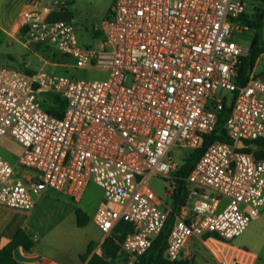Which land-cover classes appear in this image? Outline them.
Masks as SVG:
<instances>
[{"label":"built area","instance_id":"2783aa9c","mask_svg":"<svg viewBox=\"0 0 264 264\" xmlns=\"http://www.w3.org/2000/svg\"><path fill=\"white\" fill-rule=\"evenodd\" d=\"M62 5L26 1L16 19L25 47L45 43L74 68L107 77L84 81L0 67V147L6 150L3 137L20 147L14 165L0 155V207L30 212L47 189L79 203L92 183L103 195L94 223L105 237L126 223L123 264H138L171 212L149 180L175 177L181 163L171 150L198 149L218 127L225 102L221 129L229 143H210L185 178L186 199L164 258L177 261L192 237L208 247L241 236L264 209V159L240 151L264 140V74L242 77L249 48L233 41L246 29L245 2L113 0L103 37L89 46L61 19ZM42 93L62 105L59 115L44 108ZM16 166L33 173L18 175Z\"/></svg>","mask_w":264,"mask_h":264},{"label":"crops","instance_id":"0c3cea01","mask_svg":"<svg viewBox=\"0 0 264 264\" xmlns=\"http://www.w3.org/2000/svg\"><path fill=\"white\" fill-rule=\"evenodd\" d=\"M26 1L0 0V12L3 14L8 10L7 6L13 5L18 9V16ZM111 4L108 6V11ZM17 16L10 26L1 27V30L11 38L18 39L19 36L22 43V33L16 24ZM22 45L25 46L24 41ZM262 56L264 50L250 72L256 76L264 74V71L259 74L256 71L257 63ZM29 174L32 173H25L26 176ZM90 186H95L100 192V197L95 202H90L86 198ZM102 202L101 189L90 183L79 203H74L64 193L47 189L36 197L34 208L30 212L0 207V253L16 240L18 234H21V237H17L19 243L10 251V259L16 264H109L112 262L123 264L126 255L121 252L120 242L112 237L119 224L105 237L94 223V214ZM87 216H90V224L94 223L98 233L89 232ZM250 226L254 231V238L250 241L240 240L237 243L239 245L235 244L234 241L241 239ZM246 231L226 244L216 242V246L224 250L228 260L234 258L230 264H248L250 260L251 264L264 262V209L260 211L258 217L251 220ZM108 240L118 247L115 256H111L105 248ZM24 245L29 248H24ZM206 249L201 240L192 237L175 262L191 263L194 257V264H217V260L214 261L209 257ZM242 249L248 253L241 254ZM5 259L0 254V264H5Z\"/></svg>","mask_w":264,"mask_h":264},{"label":"rangeland","instance_id":"374dc122","mask_svg":"<svg viewBox=\"0 0 264 264\" xmlns=\"http://www.w3.org/2000/svg\"><path fill=\"white\" fill-rule=\"evenodd\" d=\"M112 1L113 0H59V2L63 4L61 19L70 22L75 27V34L80 45L89 46L94 42L95 38L103 37L101 24L104 18L109 17L108 6ZM243 1L246 4L245 16L248 24L245 23L246 29L244 31L235 32L233 34V41L241 46L249 48L256 36L257 47L264 50V0ZM7 9L8 10L4 11L3 14L0 12V67L27 73L44 72L49 75H63L71 79L73 78L84 81L103 80L107 77L105 72L95 68L85 70L74 68L68 58L45 43H34L30 47H25L22 45L23 41L21 43L19 36L18 39L7 36L2 32L1 27L5 28L10 26L18 12V9L13 5L7 6ZM249 23L253 24L249 25ZM257 64L256 71L259 74L264 71V56L260 58ZM218 94H223L228 98L231 97V93L225 91H220ZM39 99L43 101V105L45 104L44 108L46 110L52 113H57L59 111V108L55 104H52L50 94L42 93ZM1 144L5 146L6 150L0 147V155L14 165L15 155L20 149L19 145L9 137H3ZM244 145L245 147L252 149L251 144L245 143ZM186 155L187 151L185 149L176 147L170 152V156L181 164L185 162ZM15 170L17 174L21 176L25 173H33L32 170L19 166H16ZM169 185L170 183L161 177H152L149 180L150 188L160 201L164 204H168V206H170L171 196V192H168ZM99 197V190L95 186H90L86 192V198L90 202H95ZM86 219L89 223V232L98 233L94 223H92L93 225L90 224V216H87ZM117 228L112 237L117 239L121 244L123 235L117 232ZM253 238L254 231L252 226H250L244 233L243 237L239 240L237 239L234 243L237 244L240 240L245 239L250 241ZM216 244V242L208 243V247H206L207 249L205 251L208 252L209 257L213 258L214 261L217 260V264H221V262L230 264L234 258L228 260L224 250L221 248L219 249ZM244 245L246 244L244 243ZM218 246L220 247V245ZM225 248L226 247H223V249ZM243 253L246 254L248 252L245 249H242L241 254ZM161 259L165 262H169L164 258V253ZM109 264L115 263L112 262ZM185 264H194V257L191 263ZM248 264H251V260ZM262 264H264V262H262Z\"/></svg>","mask_w":264,"mask_h":264},{"label":"trees","instance_id":"16d2710c","mask_svg":"<svg viewBox=\"0 0 264 264\" xmlns=\"http://www.w3.org/2000/svg\"><path fill=\"white\" fill-rule=\"evenodd\" d=\"M243 21L248 24L247 18L244 15ZM253 24V23H252ZM249 23V25H252ZM257 37L253 39L250 47H249V54L247 57L241 59V75L247 76L252 71L255 62L259 55L262 53L261 49H258L257 47ZM62 105H60L59 108H61ZM59 110V109H58ZM48 111V110H47ZM49 113L53 115H59V111L57 113H52L48 111ZM229 112V107L224 102V108L223 110L218 114V127L215 129V131L209 135L206 136L203 139V143L201 146L194 150L189 152L186 155L185 162L181 164L180 171L175 175V177L169 181L170 186L172 187L173 191L170 196V208L171 212L169 213L167 220L164 224V227L160 231V233L154 238L152 241L151 247L140 257V261L138 264H184L180 262H165L161 259L165 249H166V240L167 236L169 234L171 225L173 223L174 215L179 211V208L181 205L184 204L186 195H187V188L185 184V178L191 171L194 163L198 160L200 154L202 151L213 141L219 140L222 142H228L227 139L223 137V131L221 129V125L227 116ZM229 143V142H228ZM255 146V149H250L248 147L242 148L240 151L243 152H253L254 156L258 159H264V140H257L253 143ZM128 231H130L129 226L121 222L118 225L117 232L121 235H125ZM21 234H18V238L21 237ZM12 243H10L6 248L1 251L0 254H2V258H6L5 264H16L10 259V251L11 249L16 246L19 243V239H17ZM24 248L28 249L29 246L24 245ZM105 248L109 252L111 256H115V253L118 250L117 246H114L111 242V240L106 241Z\"/></svg>","mask_w":264,"mask_h":264}]
</instances>
